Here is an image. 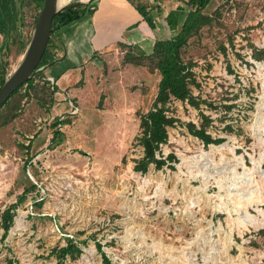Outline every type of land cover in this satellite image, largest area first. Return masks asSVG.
Segmentation results:
<instances>
[{
  "label": "rangeland",
  "instance_id": "obj_1",
  "mask_svg": "<svg viewBox=\"0 0 264 264\" xmlns=\"http://www.w3.org/2000/svg\"><path fill=\"white\" fill-rule=\"evenodd\" d=\"M215 1L204 11L211 24L182 53L193 65L200 107L169 105L183 124L169 128L161 153L177 156L175 169L134 170L143 156L140 114L153 106L161 79L148 60L130 63L137 48L113 46L63 81L43 66L2 108L0 264H59L57 252L68 245L83 253L64 264H104L102 252L115 264H264V59L253 57L254 48L264 49V0H234L229 8ZM188 3L157 5L159 39L178 33L181 25L172 31L166 19ZM20 5L25 44L43 6ZM89 27L73 26L77 33ZM26 49L0 58V76L14 73ZM202 113L212 121L208 132L224 143L206 147L188 132L185 124L200 127ZM57 119L63 136L56 146ZM32 184L37 188L19 202ZM13 205L3 238V215Z\"/></svg>",
  "mask_w": 264,
  "mask_h": 264
},
{
  "label": "trees",
  "instance_id": "obj_2",
  "mask_svg": "<svg viewBox=\"0 0 264 264\" xmlns=\"http://www.w3.org/2000/svg\"><path fill=\"white\" fill-rule=\"evenodd\" d=\"M132 4L138 14L146 21L152 29H155L154 17L150 10L145 6L135 5L132 0H127ZM44 0H41V6H43ZM211 0H189V3L184 6L178 7L176 11L169 13L167 17V24L176 31L181 25L180 30L176 35L166 40H159L155 43L152 53L145 54L140 52L137 56H132L130 63L141 65L145 60L149 61L150 70L159 71L161 79L159 82L158 93L154 101L153 106L145 113L140 114V129L141 133L137 137L139 145L143 148V156L137 159L134 170L146 174L150 166H155L156 169H163L168 166L171 169H175L174 163L178 161L177 156L174 153L169 154L167 157L162 155L161 149L163 145H166L169 141V128L175 127L177 123H181V120L171 115L170 102L175 99L182 102H188L191 106L196 108L200 107L201 99L194 96L192 87H199V83L193 73L192 63H186L182 57L183 49L187 45L189 39L195 34L199 33L201 29L211 24L212 18L205 14L206 8H208ZM20 0H0V58L9 57L13 52H24L28 46L29 39L25 44H22V32L21 24L23 15L20 7ZM188 6H192L188 9ZM88 12L87 6L80 4L74 7L64 8L59 12L53 23V33L59 28L67 26L77 20H80ZM93 14V11H90ZM185 16L184 18H182ZM182 18V20H181ZM38 19V17H37ZM36 19V22H37ZM182 21V23H181ZM53 42V41H52ZM118 47H127L123 43H118ZM253 57L257 61L264 59V49L259 50L254 48ZM38 68L43 66H52L58 59L54 56L51 40L46 53L42 59ZM41 61V62H42ZM4 65H1V71H5ZM29 80L26 84L32 83ZM5 82V75L0 76V88ZM25 85V84H24ZM19 87L4 104V106L10 101V99L18 93V91L24 86ZM3 106V107H4ZM2 107V108H3ZM232 105H227L228 110L232 109ZM0 109V111L2 110ZM202 124L198 127L195 123L185 124L188 132L194 137L201 140L207 147L210 144L220 145L226 140L224 138H215L211 135L207 127L211 124L209 116L202 113ZM65 123V122H63ZM60 120L54 122L55 131L52 142L55 145H60L62 142V132L59 130ZM228 130L233 131L232 125H228ZM32 158L27 161V165L30 164ZM31 165V164H30ZM37 188L36 184H32L24 194L19 197V202H23L27 194ZM42 203H38V206ZM16 205H13L4 212L3 215V228L6 238L9 230L14 221L13 209ZM99 250L102 252V247L98 245ZM82 250L78 247H72L70 245L63 247L57 252V259L59 264H64L65 259L71 256L72 259H76L82 254ZM104 264H115L107 255L102 252Z\"/></svg>",
  "mask_w": 264,
  "mask_h": 264
},
{
  "label": "crops",
  "instance_id": "obj_3",
  "mask_svg": "<svg viewBox=\"0 0 264 264\" xmlns=\"http://www.w3.org/2000/svg\"><path fill=\"white\" fill-rule=\"evenodd\" d=\"M142 1L146 2V8L154 17L155 29L143 20L127 0H86L83 3L88 9L85 16L54 33L53 39L57 42L53 41L52 48L58 61L50 68L52 77H55V80H65L69 73L80 68L86 60L95 59L107 49L117 47L118 43H123L128 48H137L145 54L152 53L155 43L161 40V31L153 10L158 9L157 5H162V2L167 0ZM90 11H93V14ZM84 21L90 22L89 30L82 28L77 36L73 26ZM85 31L89 34H85ZM86 41L88 48L80 46ZM83 51L85 54L81 53Z\"/></svg>",
  "mask_w": 264,
  "mask_h": 264
},
{
  "label": "water",
  "instance_id": "obj_4",
  "mask_svg": "<svg viewBox=\"0 0 264 264\" xmlns=\"http://www.w3.org/2000/svg\"><path fill=\"white\" fill-rule=\"evenodd\" d=\"M82 0L65 6H59L58 0H44L37 19L31 41L14 73L5 80L0 88V109L11 95L22 85L33 78L40 65L51 38L54 36L53 23L55 16L64 8L83 4Z\"/></svg>",
  "mask_w": 264,
  "mask_h": 264
},
{
  "label": "built area",
  "instance_id": "obj_5",
  "mask_svg": "<svg viewBox=\"0 0 264 264\" xmlns=\"http://www.w3.org/2000/svg\"><path fill=\"white\" fill-rule=\"evenodd\" d=\"M218 1V6H220V3L222 4L221 6H225L226 8H229V7H232L234 6L233 4V1L234 0H217ZM215 1V2H217ZM220 7L217 8V10L219 9ZM41 70V69H40ZM36 74V73H35ZM34 77V76H33ZM54 82V80H53Z\"/></svg>",
  "mask_w": 264,
  "mask_h": 264
},
{
  "label": "bare ground",
  "instance_id": "obj_6",
  "mask_svg": "<svg viewBox=\"0 0 264 264\" xmlns=\"http://www.w3.org/2000/svg\"><path fill=\"white\" fill-rule=\"evenodd\" d=\"M70 2L71 0H58V5L61 7L69 4Z\"/></svg>",
  "mask_w": 264,
  "mask_h": 264
},
{
  "label": "flooded vegetation",
  "instance_id": "obj_7",
  "mask_svg": "<svg viewBox=\"0 0 264 264\" xmlns=\"http://www.w3.org/2000/svg\"><path fill=\"white\" fill-rule=\"evenodd\" d=\"M35 76V75H34Z\"/></svg>",
  "mask_w": 264,
  "mask_h": 264
}]
</instances>
